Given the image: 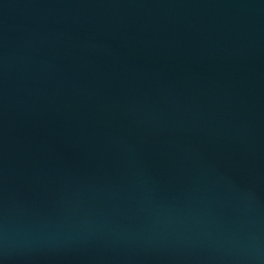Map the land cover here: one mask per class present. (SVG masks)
I'll use <instances>...</instances> for the list:
<instances>
[{"label":"water","instance_id":"95a60500","mask_svg":"<svg viewBox=\"0 0 264 264\" xmlns=\"http://www.w3.org/2000/svg\"><path fill=\"white\" fill-rule=\"evenodd\" d=\"M0 264H264V0H0Z\"/></svg>","mask_w":264,"mask_h":264}]
</instances>
